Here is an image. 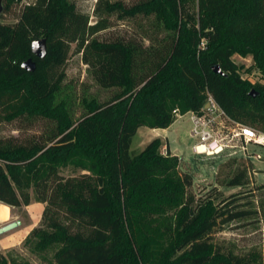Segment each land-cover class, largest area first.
Returning <instances> with one entry per match:
<instances>
[{
	"label": "trees",
	"instance_id": "trees-1",
	"mask_svg": "<svg viewBox=\"0 0 264 264\" xmlns=\"http://www.w3.org/2000/svg\"><path fill=\"white\" fill-rule=\"evenodd\" d=\"M13 1L2 3L9 9ZM94 13L90 24L73 0H36L16 22L0 21V120L48 124L27 143L0 139V199L28 205L33 190L39 201L50 200L52 231L38 245L54 247L58 264H264L259 252L225 251L212 238L218 226L256 211L235 194L218 200L189 192L192 174L180 173L179 155L160 151V138L132 150L140 127L168 128L174 110L202 112L210 96L233 119L264 132V83L244 78L233 59L251 55L264 72V0H98ZM114 13L152 16L165 35L149 45L95 38ZM43 37L41 58L32 42ZM73 44L101 87L118 88L105 100L82 96L80 115L63 83ZM28 58L34 71L22 66ZM68 165L86 172L65 179L52 198V181ZM247 183L246 168L228 181ZM57 203L64 215L52 207ZM0 264H9L1 253Z\"/></svg>",
	"mask_w": 264,
	"mask_h": 264
},
{
	"label": "rangeland",
	"instance_id": "rangeland-1",
	"mask_svg": "<svg viewBox=\"0 0 264 264\" xmlns=\"http://www.w3.org/2000/svg\"><path fill=\"white\" fill-rule=\"evenodd\" d=\"M35 1L14 0L10 3L9 9L3 2L4 9L0 21L16 22L20 10L27 3ZM73 1L79 11L89 15L90 24L98 20L94 13L98 0ZM123 1L132 4L138 0ZM106 17L107 28L94 34L99 40L135 38L149 45L150 42H156L165 35V31L155 28L152 16L139 15L131 18L120 17L118 13H114ZM75 48L76 45L73 44L65 66L63 83L74 97V109L76 114L80 115L83 110L80 104L82 96H97L100 100H105L118 88L101 87L93 78L89 66L83 61L82 53L75 52ZM233 59L243 66L241 74L244 78H248L253 83H264V72L256 67L251 55L235 54ZM173 112L176 120L165 131H153L146 126L140 127L133 138L132 150L140 151L153 139L160 138L162 141L160 151L165 155L168 152L171 155H179L182 159L180 173L192 174L193 184L188 188L189 192L194 193L197 198L213 193L218 200L235 194L243 208L256 211L243 219L218 226L212 233V238L216 245L225 251L232 250L241 255L257 251L264 258V147L238 141L236 147L228 148L219 155L194 153L192 146L196 140L190 137L191 134L189 135L192 127L190 111L181 114L178 110L180 115H177L175 110ZM47 126V121L42 119L20 118L12 121L1 119L0 139L27 143L33 138H38ZM244 168L247 169L248 183L243 186L228 185V181ZM84 172L86 171L76 169L72 165L61 167L59 177L52 181L50 196L55 198L57 187L63 184L65 179L79 176ZM31 194L32 199L28 205L23 204L19 197L18 200L10 202L0 199V227L16 220L22 222L18 227L0 234V253L8 259L9 264H58L54 258V247L43 250L38 245L44 232L52 231L45 219L47 208L51 205L50 200L39 201L33 190ZM52 207L58 209L61 214L66 210L61 203ZM64 220L65 218L62 217V221Z\"/></svg>",
	"mask_w": 264,
	"mask_h": 264
},
{
	"label": "built area",
	"instance_id": "built-area-1",
	"mask_svg": "<svg viewBox=\"0 0 264 264\" xmlns=\"http://www.w3.org/2000/svg\"><path fill=\"white\" fill-rule=\"evenodd\" d=\"M208 102L210 105L202 112L190 111V134L196 140L192 146L194 153L219 155L236 147L238 141L264 147L263 131L233 119L213 97L210 96ZM175 112L180 115L178 110Z\"/></svg>",
	"mask_w": 264,
	"mask_h": 264
},
{
	"label": "water",
	"instance_id": "water-1",
	"mask_svg": "<svg viewBox=\"0 0 264 264\" xmlns=\"http://www.w3.org/2000/svg\"><path fill=\"white\" fill-rule=\"evenodd\" d=\"M3 3L2 0H0V16L3 12ZM32 52L34 53V55L38 56V57H44L47 53V41L46 38H37L35 40H33L32 42ZM22 66L24 69H26L27 71H34L36 69V62L32 59V58H28L27 60H25L22 63ZM214 71L221 73V74H225L224 71L222 70V67L220 66V64H216L213 66ZM257 91L255 89H252L251 91V95L256 96L257 95ZM210 105L209 102L206 103L205 107H208ZM21 220H16V221H12L10 223H7L6 225H3L2 227H0V234L6 233L16 227H18L21 224Z\"/></svg>",
	"mask_w": 264,
	"mask_h": 264
},
{
	"label": "crops",
	"instance_id": "crops-1",
	"mask_svg": "<svg viewBox=\"0 0 264 264\" xmlns=\"http://www.w3.org/2000/svg\"><path fill=\"white\" fill-rule=\"evenodd\" d=\"M143 127V126H142ZM146 127H148V126H146ZM170 127V126H169ZM168 127V128H169ZM149 128H151V127H149ZM168 128H151L153 131H159V130H163V131H165V130H167ZM189 135H190V131H189ZM191 137V136H190Z\"/></svg>",
	"mask_w": 264,
	"mask_h": 264
}]
</instances>
